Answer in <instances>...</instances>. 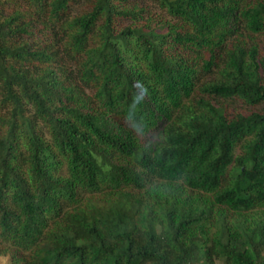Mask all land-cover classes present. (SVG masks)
Listing matches in <instances>:
<instances>
[{"label": "trees", "instance_id": "obj_1", "mask_svg": "<svg viewBox=\"0 0 264 264\" xmlns=\"http://www.w3.org/2000/svg\"><path fill=\"white\" fill-rule=\"evenodd\" d=\"M0 264H264V0H0Z\"/></svg>", "mask_w": 264, "mask_h": 264}, {"label": "rangeland", "instance_id": "obj_2", "mask_svg": "<svg viewBox=\"0 0 264 264\" xmlns=\"http://www.w3.org/2000/svg\"><path fill=\"white\" fill-rule=\"evenodd\" d=\"M229 105H230L231 110H233L234 108H239L241 106L240 103H230ZM249 109H251V108H249ZM2 262H4V260H2Z\"/></svg>", "mask_w": 264, "mask_h": 264}]
</instances>
